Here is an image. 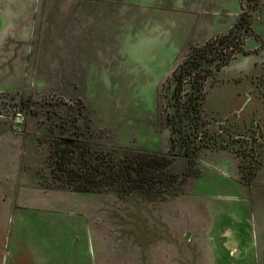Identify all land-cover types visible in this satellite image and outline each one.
Masks as SVG:
<instances>
[{
  "label": "rangeland",
  "instance_id": "374dc122",
  "mask_svg": "<svg viewBox=\"0 0 264 264\" xmlns=\"http://www.w3.org/2000/svg\"><path fill=\"white\" fill-rule=\"evenodd\" d=\"M261 2L253 13L255 35L244 44L248 55H239L205 85L209 132L226 141L216 132L220 128L233 144H210L191 162L176 156L168 168L176 193L159 199L45 189L37 174L45 176L47 146L53 135L67 133L72 118L80 128L88 122L80 137L111 156L166 152L161 86L183 49L190 13L198 18L217 10V25L228 27L240 10L238 0H0L2 238L14 240L8 231L24 212L55 227L97 218L113 238L89 251L96 259L90 264H264ZM20 99L28 101L22 109ZM77 100L85 116L78 114ZM237 133L244 135L243 154L259 163L248 184L237 169ZM27 230L20 234V252L36 264H55L56 240L45 239L44 230L35 240ZM48 232L58 237V229ZM8 240L7 251L13 252Z\"/></svg>",
  "mask_w": 264,
  "mask_h": 264
},
{
  "label": "trees",
  "instance_id": "16d2710c",
  "mask_svg": "<svg viewBox=\"0 0 264 264\" xmlns=\"http://www.w3.org/2000/svg\"><path fill=\"white\" fill-rule=\"evenodd\" d=\"M238 1L240 10L232 26L201 44L188 43L164 79L161 90L164 91L165 103L161 111L169 132L166 152L127 150L118 157L111 156L106 150L96 149L86 138L80 137L82 131H88V122L81 124L84 128H80L78 119L72 118L71 124L64 129L68 130L67 133L53 135L47 146V171L45 176L37 174L40 185L44 184L42 188L88 193L112 190L162 199L166 194L176 193L170 190L175 176L168 171L176 156L191 162L202 148L210 144L224 149L232 145L229 139L232 136L220 128H216V132L224 134L226 141L217 139L215 131L209 132L204 99L208 80L236 56L245 55L244 44L249 36L255 35L252 31L253 13L259 10L262 2ZM19 103L18 109L28 105L27 99H20ZM76 104H79L78 114L85 116L81 114L83 103L77 100ZM242 138L244 135L241 133L234 137L238 143L234 151L240 156L237 163L240 181L248 184L259 163L257 158H253V164L248 155L243 154Z\"/></svg>",
  "mask_w": 264,
  "mask_h": 264
},
{
  "label": "crops",
  "instance_id": "0c3cea01",
  "mask_svg": "<svg viewBox=\"0 0 264 264\" xmlns=\"http://www.w3.org/2000/svg\"><path fill=\"white\" fill-rule=\"evenodd\" d=\"M239 6V1H238ZM240 8V6H239ZM217 10H213L210 15H202L203 17L195 18L194 14L190 13L192 15L191 22L189 23L188 28L186 29L185 36L181 39L182 47L181 49L188 44L191 43L193 45L195 44H201L204 41H206L208 38H212L215 35H218L220 33L225 32L228 30L229 27L232 26L234 23L236 16L233 20V22L228 26L224 28H219L218 24V15ZM238 14V13H237ZM207 18H210L211 20H208ZM199 20V21H198ZM198 21V24L193 26L192 24L196 23ZM7 23V21L5 22ZM193 26V27H191ZM193 29V37L190 36V29ZM197 39V40H196ZM176 50H178V47H175ZM182 49V50H183ZM181 50V51H182ZM244 50L247 52L245 55H248L249 51L245 48ZM180 51V52H181ZM245 56L244 54H240ZM239 56V55H238ZM236 56V58L238 57ZM235 58V59H236ZM234 59V60H235ZM233 61V60H232ZM231 62V61H230ZM229 62V63H230ZM228 63V64H229ZM36 192V189L29 190L30 194H33ZM72 192V191H71ZM72 193H86V192H72ZM73 195V194H72ZM25 208L26 206H22V208ZM19 219L17 220V224L10 227V230L8 231L9 234L13 235L14 240L10 242L6 238L5 235L2 238V234L0 235V254H1V262L3 260V264H36L35 258L33 259L32 256L29 257L27 253H21L19 250V244L22 242V239L20 237V234L23 232L22 229L26 228L27 231L30 234H33V239L37 240V236L39 235L40 230H44V236L45 239L53 241L56 240V257L57 261L54 262L55 264H90L91 258L89 255V251L95 250L97 245L101 248L103 243H107L108 239L110 240V237L108 235L107 227H103L104 225H99L96 219H91V223L82 222V223H64L56 226L52 223L51 220H48L46 222H39L36 220L35 215L26 214L24 212L23 214H18ZM34 219V220H33ZM50 229H58L57 236L53 237L50 235L48 230ZM50 235V236H49ZM8 240V243L13 245V252L7 251L6 242ZM54 240V241H55ZM19 243V244H18ZM103 248V247H102ZM92 263L96 262L95 257L91 261ZM98 264H106L99 260L97 262ZM110 264V263H108Z\"/></svg>",
  "mask_w": 264,
  "mask_h": 264
}]
</instances>
